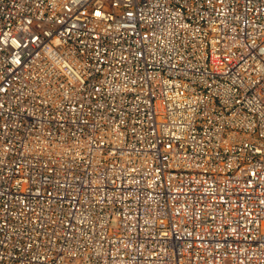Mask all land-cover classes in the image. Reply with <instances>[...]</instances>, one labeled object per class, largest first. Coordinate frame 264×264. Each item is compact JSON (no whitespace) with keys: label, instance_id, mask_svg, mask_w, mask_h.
<instances>
[{"label":"built area","instance_id":"2783aa9c","mask_svg":"<svg viewBox=\"0 0 264 264\" xmlns=\"http://www.w3.org/2000/svg\"><path fill=\"white\" fill-rule=\"evenodd\" d=\"M0 264H264V0H0Z\"/></svg>","mask_w":264,"mask_h":264}]
</instances>
